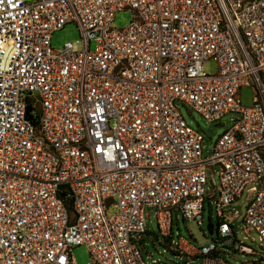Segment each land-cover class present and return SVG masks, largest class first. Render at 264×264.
Here are the masks:
<instances>
[{"label":"built area","instance_id":"2783aa9c","mask_svg":"<svg viewBox=\"0 0 264 264\" xmlns=\"http://www.w3.org/2000/svg\"><path fill=\"white\" fill-rule=\"evenodd\" d=\"M69 22L80 46L52 47ZM177 100L210 122L236 115L209 155ZM244 189L243 230L263 244L264 0H0V264H75L80 244L88 264H162L138 245L152 206L175 255L233 264L223 249L253 250L223 207ZM205 197L217 233L173 238L178 213L202 226Z\"/></svg>","mask_w":264,"mask_h":264},{"label":"rangeland","instance_id":"374dc122","mask_svg":"<svg viewBox=\"0 0 264 264\" xmlns=\"http://www.w3.org/2000/svg\"><path fill=\"white\" fill-rule=\"evenodd\" d=\"M129 21V10H118L114 15L113 26L119 28L125 27ZM79 40V30L74 22L64 24L62 28L55 30L51 35V44L54 48L61 47L66 41L73 42L75 46H80ZM93 46L94 44L91 42L90 47L93 48ZM203 68L206 72L214 74L217 69L215 60L210 58L204 63ZM239 97L243 104L250 105L254 97L253 86H242L239 91ZM176 105L187 123L190 124L191 127L202 132L204 136L202 141L204 155H209L212 152V148L217 137L233 123V119L236 117L235 114L227 113L220 117L217 121L210 122L181 101L177 100ZM212 181L214 182V186L218 184L217 173L213 174ZM206 187L208 189H212L213 185L210 181H208ZM249 196V192L244 189L236 200L223 207L225 212H233L235 210L240 212L237 218L231 219V222L235 227L236 239L240 240L243 244L253 250L252 253H240L238 251L223 249L222 256L233 264H244L246 262L264 264V258L261 257L262 254H264V243L261 244L259 235L256 231L248 232L243 230L245 224L241 221V217L244 215L245 208L249 202ZM214 201L215 198L210 199V202L207 197L204 199L202 226L194 219H182L181 215L178 213V220H174L172 225L173 238H176L179 234L195 246H198L199 244H206L211 238V234L208 232L206 225L209 221L212 223L217 222ZM146 210H149L150 212V217H146L147 231L142 235V240L138 241L143 258L147 261L157 259L163 262L162 264H195L198 260L188 261L185 256L175 255L168 247H166L165 239L160 234L155 221V208L152 206L149 209L146 208ZM110 212H112V210H110ZM71 253L75 264H88L90 261L88 250L83 244L74 246Z\"/></svg>","mask_w":264,"mask_h":264},{"label":"water","instance_id":"95a60500","mask_svg":"<svg viewBox=\"0 0 264 264\" xmlns=\"http://www.w3.org/2000/svg\"><path fill=\"white\" fill-rule=\"evenodd\" d=\"M206 227H207V230L210 234H212L213 232L217 233V231H218V224L217 223H212L211 221H209L207 223Z\"/></svg>","mask_w":264,"mask_h":264},{"label":"trees","instance_id":"16d2710c","mask_svg":"<svg viewBox=\"0 0 264 264\" xmlns=\"http://www.w3.org/2000/svg\"><path fill=\"white\" fill-rule=\"evenodd\" d=\"M146 233V232H145ZM165 243H166V240H165ZM167 247V246H166Z\"/></svg>","mask_w":264,"mask_h":264}]
</instances>
